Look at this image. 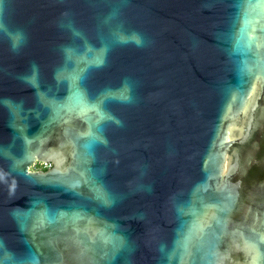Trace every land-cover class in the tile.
Listing matches in <instances>:
<instances>
[{
  "label": "water",
  "instance_id": "obj_1",
  "mask_svg": "<svg viewBox=\"0 0 264 264\" xmlns=\"http://www.w3.org/2000/svg\"><path fill=\"white\" fill-rule=\"evenodd\" d=\"M0 25V264H264V0Z\"/></svg>",
  "mask_w": 264,
  "mask_h": 264
},
{
  "label": "flooded vegetation",
  "instance_id": "obj_2",
  "mask_svg": "<svg viewBox=\"0 0 264 264\" xmlns=\"http://www.w3.org/2000/svg\"><path fill=\"white\" fill-rule=\"evenodd\" d=\"M49 164V163H48ZM50 166H51V164H50ZM49 166V167H50ZM49 167H44L43 166V163L42 162H36L32 167H31V169H33V170H37V171H45L47 168H49Z\"/></svg>",
  "mask_w": 264,
  "mask_h": 264
},
{
  "label": "clouds",
  "instance_id": "obj_3",
  "mask_svg": "<svg viewBox=\"0 0 264 264\" xmlns=\"http://www.w3.org/2000/svg\"><path fill=\"white\" fill-rule=\"evenodd\" d=\"M138 45L142 43L141 39L137 38L135 41ZM15 46V45H14Z\"/></svg>",
  "mask_w": 264,
  "mask_h": 264
},
{
  "label": "built area",
  "instance_id": "obj_4",
  "mask_svg": "<svg viewBox=\"0 0 264 264\" xmlns=\"http://www.w3.org/2000/svg\"><path fill=\"white\" fill-rule=\"evenodd\" d=\"M43 166H44V167H49L50 164H48V163H43Z\"/></svg>",
  "mask_w": 264,
  "mask_h": 264
},
{
  "label": "snow or ice",
  "instance_id": "obj_5",
  "mask_svg": "<svg viewBox=\"0 0 264 264\" xmlns=\"http://www.w3.org/2000/svg\"><path fill=\"white\" fill-rule=\"evenodd\" d=\"M0 28H3V25H0Z\"/></svg>",
  "mask_w": 264,
  "mask_h": 264
},
{
  "label": "rangeland",
  "instance_id": "obj_6",
  "mask_svg": "<svg viewBox=\"0 0 264 264\" xmlns=\"http://www.w3.org/2000/svg\"><path fill=\"white\" fill-rule=\"evenodd\" d=\"M33 169H34V168H33ZM33 169H32V170H33Z\"/></svg>",
  "mask_w": 264,
  "mask_h": 264
}]
</instances>
